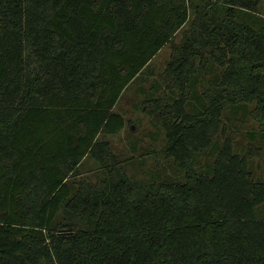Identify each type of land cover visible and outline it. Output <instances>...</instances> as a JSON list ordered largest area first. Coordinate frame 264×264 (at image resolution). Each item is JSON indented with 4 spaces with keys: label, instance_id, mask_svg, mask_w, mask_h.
Instances as JSON below:
<instances>
[{
    "label": "trees",
    "instance_id": "1",
    "mask_svg": "<svg viewBox=\"0 0 264 264\" xmlns=\"http://www.w3.org/2000/svg\"><path fill=\"white\" fill-rule=\"evenodd\" d=\"M261 1L208 2L201 35L158 76L154 89L167 95L151 94L143 111L184 180L149 181L134 179L105 137L126 128L115 110L124 90L147 80L199 7L0 0V264H264V179L224 138L228 106L255 103L264 117V28L234 21ZM210 58L224 72L199 94ZM219 136L199 172L195 160ZM87 159L100 174L77 180Z\"/></svg>",
    "mask_w": 264,
    "mask_h": 264
},
{
    "label": "rangeland",
    "instance_id": "2",
    "mask_svg": "<svg viewBox=\"0 0 264 264\" xmlns=\"http://www.w3.org/2000/svg\"><path fill=\"white\" fill-rule=\"evenodd\" d=\"M208 2L215 4L218 0H190L191 4L199 7V13L197 14L194 9L190 10V20L187 25L175 36L173 43H169L154 58L145 71L146 76L151 75L146 78V81H137L126 91L118 105V111L127 120L126 128L119 135L109 136L106 140L111 144L113 156L127 162L125 168L134 179L150 181L155 176L160 181L184 180V173L176 168L172 159L165 156V131L151 115L143 111L145 109L143 102L149 99L151 94L155 96L167 95L162 88L154 89L155 82L158 80V76L165 71L172 57L177 55V49L185 41L199 37L203 32L202 29L194 30L197 29L200 22H203V18L199 15L204 11ZM234 21L251 26L256 30L264 28V0L261 1L256 13L238 10ZM223 72L224 69L216 65L210 58L205 73L199 77L201 81L196 86V91L202 94L207 87L218 83ZM256 108L255 103L228 106L224 112V122L227 126V134L224 135V138L230 139L235 152L239 154L248 152L251 155L253 158L251 169L255 178L264 179V117L257 115ZM201 109L202 105L195 101H191L188 106V110L192 114L200 112ZM224 138L219 136L206 154L197 157L195 166L199 172H207L208 166L213 163L218 150L221 149ZM98 167L99 165L94 160L87 159L84 167L80 169L81 175L77 180L82 176L94 179L96 173L100 174V172H96Z\"/></svg>",
    "mask_w": 264,
    "mask_h": 264
},
{
    "label": "crops",
    "instance_id": "3",
    "mask_svg": "<svg viewBox=\"0 0 264 264\" xmlns=\"http://www.w3.org/2000/svg\"><path fill=\"white\" fill-rule=\"evenodd\" d=\"M138 80H135V81H133L125 90H124V92L122 93V95H121V98H120V100L118 101V103H117V105H116V107H115V110L117 111V112H119L118 111V105L120 104V102H121V100H122V98H123V96L125 95V93H126V91H128L133 85H135V83L137 82ZM120 113V112H119ZM121 115H123L122 113H120ZM124 117V116H123ZM124 119H125V121H126V125H127V120H126V118L124 117ZM125 130V129H124ZM123 130V131H124ZM122 132V131H121ZM120 132V133H121ZM119 133V134H120ZM119 134H117V135H119ZM117 135H109V136H117ZM109 136H107V137H105V138H108ZM102 136H100V138H101Z\"/></svg>",
    "mask_w": 264,
    "mask_h": 264
}]
</instances>
